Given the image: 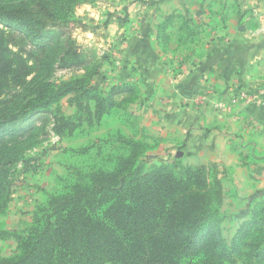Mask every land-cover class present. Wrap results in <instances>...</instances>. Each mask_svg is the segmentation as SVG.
I'll list each match as a JSON object with an SVG mask.
<instances>
[{
	"label": "trees",
	"instance_id": "16d2710c",
	"mask_svg": "<svg viewBox=\"0 0 264 264\" xmlns=\"http://www.w3.org/2000/svg\"><path fill=\"white\" fill-rule=\"evenodd\" d=\"M90 1L0 0V216L11 200L12 166L27 146L19 144L33 136L35 120L45 126L52 117L62 136L76 126L61 114L62 98L75 106L78 124L85 116L101 119L135 94L133 82L105 92L92 83L98 65L77 49L68 30L75 8ZM175 18L179 38L193 42L197 32L172 13L159 23L156 39L168 45ZM58 69L82 74L55 83ZM121 142L124 154L110 168L77 170L72 183L34 207L23 230L9 231L0 221V240L16 242L15 253L0 254V264H264V200L252 201L227 240L214 164L149 163L150 145Z\"/></svg>",
	"mask_w": 264,
	"mask_h": 264
},
{
	"label": "rangeland",
	"instance_id": "374dc122",
	"mask_svg": "<svg viewBox=\"0 0 264 264\" xmlns=\"http://www.w3.org/2000/svg\"><path fill=\"white\" fill-rule=\"evenodd\" d=\"M153 1L161 2L147 4ZM201 1L203 13L214 12L221 17L238 8V5L235 7L238 0H190V3L198 5ZM162 2L163 0H91L75 8V21L69 24L68 30L77 49L88 53L98 65V74L92 79V83L105 92L110 85L128 81L134 83L136 91L121 107L113 106L101 119L85 116L78 124L75 106L68 101V97L62 98L58 102L61 114L67 120H73L76 125L70 132L65 130L62 136L54 131L52 117H49L45 126L39 120L34 121L37 129L29 141L19 144L27 146L21 161L13 165L10 172L11 200L6 215L0 216L5 229L19 231L28 226L34 207L44 202L47 195L58 194L64 185L72 183L77 170L110 168L114 159L124 154L123 150H119L120 145H123L122 139L150 145L151 148L146 152L149 163L180 160L183 165L211 167L214 164V177L222 185L219 213L223 216L221 226L227 240L248 217L254 204L252 201L264 200V193H243L244 187L240 185L239 174L234 175L237 171L230 166V159L225 155L227 146L219 145L221 152L215 155L209 145H190L189 132L186 133L178 117V109L185 104L190 105L201 113L202 123L208 126L206 113L214 108L223 110L216 105L224 100L212 103L213 91L208 87L200 95L196 93L193 97L191 94V99L188 94L183 93L185 88L173 94L178 80L168 86L170 77L164 78L171 73L175 74L177 70L169 69L166 76L163 71L149 78L148 62L152 61V52L155 54L153 61L162 65V61L169 58L168 55L173 59L176 56L179 60L181 56L192 55L197 49L202 51L208 41V34L198 26V16L191 18L188 15L190 25L195 26L199 33L193 42L187 38H179L180 19L175 18L167 30L170 33L168 45H164L153 35L149 39L152 52H142L136 61L128 60L132 56L130 48L136 33L146 31V24H150L151 32H157L159 23L167 13L184 18L182 9L176 5L163 11L159 7ZM249 12L253 14L251 8ZM151 13H155L152 18ZM143 16L144 21L140 19ZM80 74L82 70L58 69L51 80L57 83ZM209 101L213 106H209ZM170 112L171 118L164 117ZM6 143L9 145V141ZM180 145L184 146L179 150ZM15 250L14 239L0 240L2 256H11Z\"/></svg>",
	"mask_w": 264,
	"mask_h": 264
},
{
	"label": "crops",
	"instance_id": "0c3cea01",
	"mask_svg": "<svg viewBox=\"0 0 264 264\" xmlns=\"http://www.w3.org/2000/svg\"><path fill=\"white\" fill-rule=\"evenodd\" d=\"M175 5L182 9V14L188 22V15H191V18L198 16V26L208 34V41L202 51L197 49L192 55L181 56L179 60L176 56L173 59L168 55L169 58L164 59L162 65L155 63V54L151 51L149 39L151 40L156 32L150 31L148 23L146 31L136 33L130 48L132 56H129L128 60L136 61L138 55L142 52L149 53L150 50L152 61L148 62L149 78L163 71L166 76L169 69L177 70L175 74L171 73L172 75L164 78L170 77L168 86L178 80L174 85L177 87L173 94L185 88L183 93L188 94L191 99V94L193 97L196 93L200 95L202 90L208 87L213 91L212 103L224 100L227 103L225 109L214 108L206 113L208 126L202 123L201 113L190 105L185 104L183 108L178 109V117L186 133L189 132L190 145H209L215 155L221 152L219 145L227 146L225 155L230 159V166L238 172L234 175L239 174L240 185L244 187L243 193L262 194L264 106L238 98L231 104L230 100L235 97L233 89L236 86L254 93L262 91L264 99V0H238V8L222 17L214 12L203 13L202 1L198 5H192L190 0H163L159 7L165 11ZM249 8L253 14H250ZM237 10L240 11L239 15ZM169 14L171 13H167ZM154 16L155 13H151V18ZM140 19L145 20L144 16ZM253 23H256L255 28L251 26ZM192 28L197 32L195 26ZM211 101L209 106L212 105ZM171 114L172 112L166 113L164 117L171 118Z\"/></svg>",
	"mask_w": 264,
	"mask_h": 264
},
{
	"label": "built area",
	"instance_id": "2783aa9c",
	"mask_svg": "<svg viewBox=\"0 0 264 264\" xmlns=\"http://www.w3.org/2000/svg\"><path fill=\"white\" fill-rule=\"evenodd\" d=\"M233 91H235V97L231 98L230 102L235 103L236 99H242L246 102H255L258 105L264 106V99L262 98V91H258L257 93H254L252 91H248L247 89L239 88V87H234ZM217 107L220 108H226L227 103L225 102H220L216 105Z\"/></svg>",
	"mask_w": 264,
	"mask_h": 264
}]
</instances>
